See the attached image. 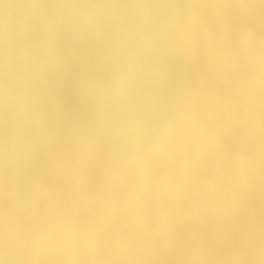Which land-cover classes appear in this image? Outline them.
Returning a JSON list of instances; mask_svg holds the SVG:
<instances>
[{"label":"snow or ice","instance_id":"snow-or-ice-1","mask_svg":"<svg viewBox=\"0 0 264 264\" xmlns=\"http://www.w3.org/2000/svg\"><path fill=\"white\" fill-rule=\"evenodd\" d=\"M0 264H264V0H0Z\"/></svg>","mask_w":264,"mask_h":264}]
</instances>
